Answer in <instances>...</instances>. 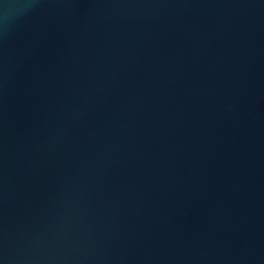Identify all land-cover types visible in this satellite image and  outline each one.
Listing matches in <instances>:
<instances>
[{"label": "water", "instance_id": "95a60500", "mask_svg": "<svg viewBox=\"0 0 264 264\" xmlns=\"http://www.w3.org/2000/svg\"><path fill=\"white\" fill-rule=\"evenodd\" d=\"M0 264H264V0H0Z\"/></svg>", "mask_w": 264, "mask_h": 264}, {"label": "clouds", "instance_id": "9594fccd", "mask_svg": "<svg viewBox=\"0 0 264 264\" xmlns=\"http://www.w3.org/2000/svg\"><path fill=\"white\" fill-rule=\"evenodd\" d=\"M8 6L7 5H5V8H7Z\"/></svg>", "mask_w": 264, "mask_h": 264}]
</instances>
